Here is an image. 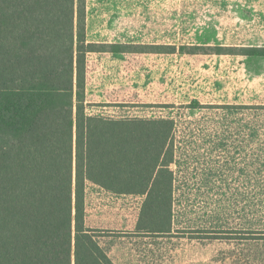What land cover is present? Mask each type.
<instances>
[{
  "label": "rangeland",
  "instance_id": "374dc122",
  "mask_svg": "<svg viewBox=\"0 0 264 264\" xmlns=\"http://www.w3.org/2000/svg\"><path fill=\"white\" fill-rule=\"evenodd\" d=\"M86 5L92 39L196 47L87 57L86 113L174 120V179L170 231L138 229L144 195L90 183L86 224L114 264H264V58L217 53L264 46V0Z\"/></svg>",
  "mask_w": 264,
  "mask_h": 264
},
{
  "label": "trees",
  "instance_id": "16d2710c",
  "mask_svg": "<svg viewBox=\"0 0 264 264\" xmlns=\"http://www.w3.org/2000/svg\"><path fill=\"white\" fill-rule=\"evenodd\" d=\"M85 34L86 0H0V264H114L86 224L87 183L144 195L138 229H171L174 120L86 113V57L196 47ZM217 53L261 59L264 46Z\"/></svg>",
  "mask_w": 264,
  "mask_h": 264
},
{
  "label": "crops",
  "instance_id": "0c3cea01",
  "mask_svg": "<svg viewBox=\"0 0 264 264\" xmlns=\"http://www.w3.org/2000/svg\"><path fill=\"white\" fill-rule=\"evenodd\" d=\"M87 14H88V11H87V5H86V42L88 43H123L122 41H112V40H100L98 38H93L90 37V35H92V32L90 31V28H89V25H88V21H87ZM90 54H96V55H105L109 58H115V59H121L123 60L124 59V55L122 56H117V55H114L110 52H89L87 54V57H89ZM86 57V58H87ZM88 67H89V71L87 73V81H86V84H85V101H86V87H87V84L89 83V80H90V73H91V66L88 64ZM113 117V116H111ZM92 185V187L94 188V190H99V191H102L104 193H107L108 196L106 197L107 200H112L113 199V195H116V194H112V193H109L107 191H105L104 189H102L100 186L98 185H95L93 183H90ZM102 243V241H101Z\"/></svg>",
  "mask_w": 264,
  "mask_h": 264
}]
</instances>
